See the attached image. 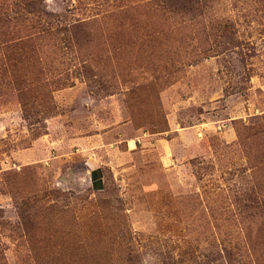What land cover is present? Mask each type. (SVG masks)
<instances>
[{"label": "rangeland", "instance_id": "obj_1", "mask_svg": "<svg viewBox=\"0 0 264 264\" xmlns=\"http://www.w3.org/2000/svg\"><path fill=\"white\" fill-rule=\"evenodd\" d=\"M170 2L0 0V264H264V0Z\"/></svg>", "mask_w": 264, "mask_h": 264}, {"label": "trees", "instance_id": "obj_2", "mask_svg": "<svg viewBox=\"0 0 264 264\" xmlns=\"http://www.w3.org/2000/svg\"><path fill=\"white\" fill-rule=\"evenodd\" d=\"M171 0H164V2L166 3H169ZM171 4V2H170ZM25 9H27L30 13H34V11H37V12H42V14L44 15H47L48 16V12L46 11H41L40 8H38L35 4V2H28V3H25ZM37 7V8H35ZM71 27H67L66 25H61L59 29L61 30H64V31H69ZM136 263V260L133 259V258H129L127 264H135ZM231 264V262H229Z\"/></svg>", "mask_w": 264, "mask_h": 264}]
</instances>
